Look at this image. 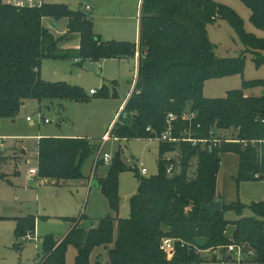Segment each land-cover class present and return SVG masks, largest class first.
<instances>
[{"label":"trees","instance_id":"1","mask_svg":"<svg viewBox=\"0 0 264 264\" xmlns=\"http://www.w3.org/2000/svg\"><path fill=\"white\" fill-rule=\"evenodd\" d=\"M240 1L249 9L251 23L264 31V0ZM44 17L68 19L67 31L79 34V48H60L59 36L42 24ZM217 18L227 20L245 46L238 56L215 55L206 28ZM137 51L136 82L111 126V137L153 138L165 129L168 112L179 114L190 109L197 112V138H211L210 131L216 136L215 128L230 129V139L237 141L222 139L211 150L207 143L159 142L158 173L137 177L127 218L117 215V175L125 166L114 154L106 175L96 176V184L115 216L98 218L87 228L80 225L86 219L84 214L67 218L70 230L65 236L43 238L38 264H66L65 252L70 245L76 249L75 264H90L96 247L106 250L107 264H199L201 252L230 243L242 244V249L254 255L255 263L264 264V201L248 205V216L241 215L245 206L240 202L222 201L221 211L214 214L201 208V204L214 200L223 154L238 157L236 181L264 174V121H260L264 118V91L260 95L245 94L254 87L264 88V79L243 80L239 88L227 91L224 97L203 95V84L208 79L241 74L247 54H251L256 67L264 64V37L246 32L243 19L229 6L213 0H142L136 44L102 42L87 14L64 4L18 6L0 0V118L13 117L27 99L39 103L57 99L88 101L77 86L44 81L39 74L42 58L78 59L82 65L86 60L134 58ZM118 120L126 124L121 126ZM185 126L179 121L173 135L181 137ZM37 145V176L57 184H88L82 166L96 152L90 140L41 137ZM169 152L179 160L178 172L171 175L166 172L163 158ZM192 159L196 161L195 171L189 177ZM229 210L239 217L226 218ZM34 231V217L15 220L17 238L31 237ZM166 235L177 239L171 257L161 249Z\"/></svg>","mask_w":264,"mask_h":264},{"label":"rangeland","instance_id":"2","mask_svg":"<svg viewBox=\"0 0 264 264\" xmlns=\"http://www.w3.org/2000/svg\"><path fill=\"white\" fill-rule=\"evenodd\" d=\"M63 1L75 10L81 0L77 3L75 0ZM213 1L232 8L243 19L246 32L264 37V31L256 28L249 20L250 11L240 0ZM42 24L53 31L52 27H49V18L46 21L42 19ZM206 29L216 56L235 57L245 49L227 20L217 18L209 23ZM39 69L40 75L47 82H62L79 87L88 97V101L57 99L39 103L35 99H27L13 117L0 118V264H38L41 255L40 242L48 235L60 239L62 235L67 234L70 230L67 218L84 214L86 219L80 225L87 228L96 224L98 218L115 216L96 185V173L99 177L105 176L110 165L99 161L100 153L107 152L112 159L114 154H118L121 164L125 166L117 175L119 218L129 216V198L137 189V177L140 173L139 170L132 169L133 164L142 163L147 169L144 176L158 173L157 138H110L108 141H102L103 133L111 129L106 128L110 117L107 122L105 119L113 113L115 106L122 101L129 88V81L133 77L132 63L107 59L97 72H91L72 58H42ZM252 79H264V64L256 67L251 60V54H247L241 74L208 79L203 84V95L207 98L224 97L227 91L239 88L243 80ZM89 89H95L96 94L91 95ZM263 89L254 87L246 92L260 95ZM104 92H107L108 96H103ZM27 117L33 121L32 124ZM44 119H48V122H44ZM117 122L121 126L126 124L121 120ZM231 132L230 129L215 128V137L219 140L217 144H220L222 139H228L227 142H230ZM50 134L66 138H86L92 142L96 152L88 157L82 166L84 176L89 175L87 186H90V189L84 183L75 184V181L57 184L51 179L44 181L39 176H29L28 169L38 166L37 135L45 137ZM73 134L77 136H71ZM21 144H25L26 154L22 152ZM237 162L238 157L234 153L221 156L214 200L221 199L225 204L240 202L245 206L241 215L248 216V205L264 201V174L260 173L259 177L254 179L236 181ZM95 163H99L97 167ZM195 164L196 161L192 159L188 168L189 177L194 176ZM26 216L35 218L36 231L30 238H17L15 220ZM225 217L236 219L239 216L229 210L225 212ZM166 239L172 240L174 244L177 240L176 237L166 235L162 242ZM227 246L201 252L202 261L199 264H257L253 261L254 255L244 248L239 261L236 258L227 260ZM239 246L243 247L242 244ZM163 252L166 253L164 250ZM75 254L76 249L72 245L68 246L65 263L75 264ZM107 261V252L102 247H96L89 259L90 264H107Z\"/></svg>","mask_w":264,"mask_h":264},{"label":"crops","instance_id":"3","mask_svg":"<svg viewBox=\"0 0 264 264\" xmlns=\"http://www.w3.org/2000/svg\"><path fill=\"white\" fill-rule=\"evenodd\" d=\"M75 1L77 3L79 0H75ZM2 2L14 4V5L20 3V5L22 6H36L45 3L64 4L70 8V6L67 3H64L65 1L63 0H34V1L2 0ZM141 3L142 0H81L78 3V7L74 8L75 10L71 8L70 9L73 11L81 10L87 14V16L92 21L93 31L95 32V34L98 35L99 39L102 42L123 41V42H134L137 44L139 41ZM85 5H89L90 9L86 10ZM47 18L49 17H44L43 20L46 21ZM67 24H68V19L66 18H62L58 20L49 18V27H52L53 29V31L52 30L51 31L60 38L59 47L62 49H78L80 45V36L78 33H68ZM52 25H56L58 29L53 28ZM137 52L135 53L134 58H103L100 59L99 61H95L98 63L97 70L100 69V66L103 64V61L107 59L126 61L132 63L133 65V77L132 80L129 81L130 82L129 88L122 101L115 106V110L113 111V113L110 116H108L107 119H105V121L107 122L108 118L110 117L108 124L106 125V128H110L113 125V123L118 119V116L122 112L128 97L133 91L134 88L133 82H135L137 76V69H138ZM72 60L75 61L76 63H78L79 61L78 59H72ZM39 74H40V69H39ZM40 77L42 78L41 75ZM90 90L91 89H89V91ZM245 94L253 95L252 93L248 94L246 91ZM91 95H95V94H91ZM30 123L31 124L33 123L31 119H30ZM106 132H108V129L103 133L102 138L106 134ZM71 136H77V135L73 134ZM45 137H61V136H57L56 134H50ZM39 138H41V135H37L36 140H39ZM21 145L23 146L22 148V150H24L23 153L26 154L27 148L25 147V144H21ZM36 158L38 157L36 156ZM88 176L85 175V177ZM96 176H98L97 173ZM86 187L88 186L86 185ZM90 188L91 187L89 186L88 189ZM65 235H62L61 237ZM39 240L41 241V238H39ZM226 257L227 260H230L231 254L226 252Z\"/></svg>","mask_w":264,"mask_h":264},{"label":"built area","instance_id":"4","mask_svg":"<svg viewBox=\"0 0 264 264\" xmlns=\"http://www.w3.org/2000/svg\"><path fill=\"white\" fill-rule=\"evenodd\" d=\"M17 5H20V3H17ZM85 9L89 10L90 9L89 5H85ZM89 92H90V94H95L96 90L91 89ZM196 118H197V112L190 110V109L184 110L179 114H176L173 112H168L166 115V119H165V124H166L165 129L160 134L155 135V138H157L159 142H168V143H172V142L177 143L180 141L189 142L192 145H195L199 142L200 143H207V148L209 150H211L212 146L217 144V142H219V140L217 139V137L213 136V133L211 131H210V134H212L211 138H208V139L197 138L195 136V128H198L200 125L198 123H196V121H195ZM27 119H30V117H27ZM258 119H259V117L256 116V120H258ZM179 121L183 122L186 125L185 128L182 129V132H181L182 136L181 137H177V136L173 135V133L176 129V124ZM260 121L263 122L264 118L260 119ZM44 122H48V119H44ZM193 124H195V127H193ZM146 130L150 131V128L147 127ZM110 138H114V137H111L110 130H109L103 136L102 141H108ZM229 141L234 142L236 140L230 139ZM0 146H2L1 138H0ZM99 158L103 161L104 164H107V165L110 163V160H111V156L107 152L100 153ZM163 158L167 163L166 164V172L168 174L171 175V174L178 172L179 160L173 152L166 153ZM132 168H136L137 170H139V173L141 175H145L147 173V169L142 165V163H139L138 165L133 164ZM28 173H29V176H36L37 175V168H34V167L29 168ZM262 179L264 180V177H262ZM28 238H30V237H28ZM161 248L166 252L168 257H171L173 252H174V243L172 240L166 239L162 242ZM242 252H243V249L240 246H236V245H228L227 246V253L231 254L232 259L236 258L239 261Z\"/></svg>","mask_w":264,"mask_h":264},{"label":"water","instance_id":"5","mask_svg":"<svg viewBox=\"0 0 264 264\" xmlns=\"http://www.w3.org/2000/svg\"><path fill=\"white\" fill-rule=\"evenodd\" d=\"M53 28L58 29L56 27V25H52ZM82 67L85 68L88 71L91 72H97V67H98V63L95 61H90V60H86L82 63ZM24 150H22L23 152ZM97 185V184H96ZM98 186V185H97ZM201 208L208 211L211 214H214L216 212L221 211L222 209V200L221 199H217V200H212L211 202L207 203V204H201Z\"/></svg>","mask_w":264,"mask_h":264}]
</instances>
